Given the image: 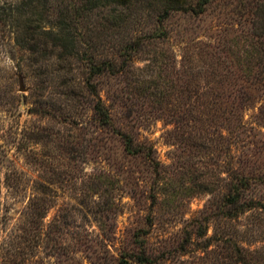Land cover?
Returning a JSON list of instances; mask_svg holds the SVG:
<instances>
[{
	"label": "rangeland",
	"instance_id": "rangeland-1",
	"mask_svg": "<svg viewBox=\"0 0 264 264\" xmlns=\"http://www.w3.org/2000/svg\"><path fill=\"white\" fill-rule=\"evenodd\" d=\"M22 1L0 0V264H235L223 238L264 264V0L77 17L80 50L115 64L90 79L113 126L93 113L83 60L18 44L45 16L43 0L12 14Z\"/></svg>",
	"mask_w": 264,
	"mask_h": 264
},
{
	"label": "trees",
	"instance_id": "trees-1",
	"mask_svg": "<svg viewBox=\"0 0 264 264\" xmlns=\"http://www.w3.org/2000/svg\"><path fill=\"white\" fill-rule=\"evenodd\" d=\"M34 0L22 1L19 5L14 6L11 9L12 14L14 12H22L24 7L34 8ZM136 0H43L42 6V21L38 24L35 22L37 19L29 18L23 22L26 30L23 35L17 37L18 44L22 47L29 49L30 51H38L43 57L49 53H58L57 59L75 58L84 61L86 67V72L88 73L86 79V85L84 87L92 93L95 97V101L92 103V110L95 116L98 118L100 123L108 126H113L112 116L110 110L106 107L104 101L98 96L95 84L90 82L93 75H100L104 71L112 73L115 70V64L112 60H104L98 62L91 53L87 51L80 50V40L78 34L76 33V21L77 17L84 16L94 10L99 8L114 7L111 10L116 11L117 8H127ZM58 2V3H57ZM208 0H196L195 3L187 0H141L142 7L158 6L160 14L157 20L161 18H168L172 13L181 12H200L203 10L204 5ZM194 4V5H193ZM57 10H56V9ZM53 9V11L51 10ZM45 12V13H44ZM11 14V13H10ZM255 15L257 16V28L258 34V48L255 49L256 52L264 54V1L258 2L255 5ZM53 16V17H52ZM118 17V15L113 14V18ZM41 25L44 27L41 29L40 34L36 37V33L33 31L34 27ZM151 33L143 32L141 35L132 40L131 43L126 42L123 44L124 52L122 54H128L132 47H142L144 43L148 40H152L160 36L161 34L155 32ZM89 46V45H88ZM89 48V47H88ZM262 55V54H261ZM264 57V55H263ZM264 62V60H263ZM124 140L125 148L131 153H137L141 151V148L135 144L133 138L128 134L119 131L118 132ZM230 192L226 196L225 203L229 206L228 213H233V205H236L237 198L233 196V185L230 188ZM236 194V192L234 193ZM264 208V204H261ZM199 236H204L207 233V228L204 227L198 232ZM223 243L231 247L232 255L235 264H263L261 258L256 251H252L248 248L240 246L237 242L233 241L231 238H223ZM141 263H145L147 260L144 257L138 260ZM120 264H127L126 260H121Z\"/></svg>",
	"mask_w": 264,
	"mask_h": 264
},
{
	"label": "water",
	"instance_id": "water-1",
	"mask_svg": "<svg viewBox=\"0 0 264 264\" xmlns=\"http://www.w3.org/2000/svg\"><path fill=\"white\" fill-rule=\"evenodd\" d=\"M23 89H24L23 86H21V87H20V90H23Z\"/></svg>",
	"mask_w": 264,
	"mask_h": 264
}]
</instances>
